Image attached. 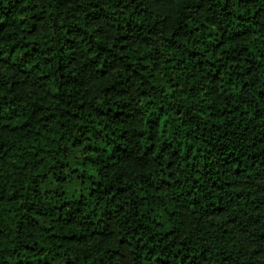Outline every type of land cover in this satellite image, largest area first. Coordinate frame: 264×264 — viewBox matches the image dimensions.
I'll list each match as a JSON object with an SVG mask.
<instances>
[{
    "label": "trees",
    "instance_id": "trees-1",
    "mask_svg": "<svg viewBox=\"0 0 264 264\" xmlns=\"http://www.w3.org/2000/svg\"><path fill=\"white\" fill-rule=\"evenodd\" d=\"M0 264H264V0H0Z\"/></svg>",
    "mask_w": 264,
    "mask_h": 264
}]
</instances>
